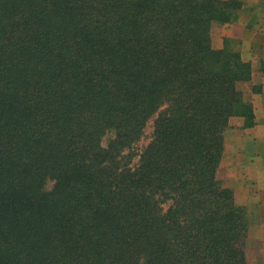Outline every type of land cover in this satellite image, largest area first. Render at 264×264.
Instances as JSON below:
<instances>
[{
	"label": "trees",
	"instance_id": "obj_1",
	"mask_svg": "<svg viewBox=\"0 0 264 264\" xmlns=\"http://www.w3.org/2000/svg\"><path fill=\"white\" fill-rule=\"evenodd\" d=\"M246 9L0 0V264H249L218 172L253 65L213 40Z\"/></svg>",
	"mask_w": 264,
	"mask_h": 264
},
{
	"label": "crops",
	"instance_id": "obj_2",
	"mask_svg": "<svg viewBox=\"0 0 264 264\" xmlns=\"http://www.w3.org/2000/svg\"><path fill=\"white\" fill-rule=\"evenodd\" d=\"M247 9L241 14L240 19L238 20L237 25L252 26L253 24L250 22L256 12L258 16V20L255 26H263L264 25V5L260 4V0H242ZM259 5V8H256L255 12L250 9ZM254 13V14H253ZM245 16V17H244ZM239 23V24H238ZM263 24V25H262ZM235 24L226 25L223 29L224 38L234 39L233 35L228 34L227 28L234 26ZM246 27V28H247ZM253 28V26H252ZM241 41L242 38H236ZM243 44L245 40L242 41ZM223 40L218 48L222 47ZM264 43L260 44L258 47L259 55H264ZM259 56V57H260ZM258 57V58H259ZM249 84L251 86L250 93H246L244 89H242V85L245 86ZM260 86L261 92L254 93L252 90V86ZM241 90L244 93L245 99L249 101L253 108L255 114V122L256 125L250 128L242 129L244 120L242 118H233L230 122V127L232 129V122L234 120H239L242 123V126L239 127L236 134H228V138L226 139L225 152L223 165L225 166V162L227 160H231L230 168H234L236 171V175H239L237 180H234L230 187L235 190V195L237 201L241 205H246L245 202L238 200V192L242 191V189L247 188L250 192L254 191V196L257 195L259 197V202L255 204L258 205V208L262 204H264V74L258 71V64L253 65V73L252 79L250 82L242 83L240 85ZM230 129V130H231ZM235 129V128H234ZM232 129V130H234ZM231 130V132H232ZM230 132V131H229ZM230 145L233 146L232 149ZM230 157V158H229ZM252 188V189H251ZM263 198V200H262ZM264 206V205H262ZM257 209V207H256Z\"/></svg>",
	"mask_w": 264,
	"mask_h": 264
},
{
	"label": "rangeland",
	"instance_id": "obj_3",
	"mask_svg": "<svg viewBox=\"0 0 264 264\" xmlns=\"http://www.w3.org/2000/svg\"><path fill=\"white\" fill-rule=\"evenodd\" d=\"M258 12H256L257 14ZM254 14V13H253ZM245 17V16H244ZM258 20V16H257ZM239 24V23H238ZM257 24H253V28L247 27V26H241L240 24L237 25L235 23L234 26L225 27L227 28L228 34L234 36L235 43L233 44L234 47H236V44L239 45L237 48L241 49V53L243 55V58L245 61H250L252 65L258 64V57L259 55V49L257 46L264 43V25L261 26H255ZM228 26V25H227ZM247 27V28H246ZM224 27H220L216 29V33L214 35V43L217 44V46H220L222 40H224ZM242 38L245 40V43L243 44V40H237L236 38ZM264 48V46H263ZM251 86L249 84H246L245 86L242 85V89L246 93H250ZM253 88V86H252ZM151 126H152V120L148 123L147 128L145 130V137L142 141V144L147 143L149 140V135L151 134ZM242 126V123L239 120H234L232 122V132L230 130L229 134H236V131H238L239 127ZM112 134H107L102 141L103 146L107 145L108 140L112 137ZM140 144L139 146H142ZM233 150V146L230 145V148ZM230 158V157H229ZM231 160H227V163L225 162V166L222 164L220 167V170L218 172L219 178L223 181L224 185L231 189L232 191L235 190L230 187L231 183L234 180H237L239 178V175L235 173L234 168H230ZM48 188L52 187V183H49L47 185ZM252 189V188H251ZM250 190V189H249ZM247 190V188L242 189V191L238 192V200L243 201L246 203L244 205L249 210V218H250V228L248 233V239H247V246H246V255L248 259L249 264H264V204L258 208V205H256V202H259V197L257 195L254 196V191L251 192ZM263 200V198H262ZM239 203V202H238ZM240 204V203H239ZM257 207V209H256Z\"/></svg>",
	"mask_w": 264,
	"mask_h": 264
}]
</instances>
